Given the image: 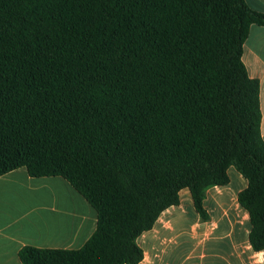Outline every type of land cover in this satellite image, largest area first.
Instances as JSON below:
<instances>
[{"label":"trees","instance_id":"16d2710c","mask_svg":"<svg viewBox=\"0 0 264 264\" xmlns=\"http://www.w3.org/2000/svg\"><path fill=\"white\" fill-rule=\"evenodd\" d=\"M264 13L244 0H0V176L64 178L95 209L79 248L22 264H136V238L188 189L237 196L264 249L259 82L242 61Z\"/></svg>","mask_w":264,"mask_h":264},{"label":"crops","instance_id":"0c3cea01","mask_svg":"<svg viewBox=\"0 0 264 264\" xmlns=\"http://www.w3.org/2000/svg\"><path fill=\"white\" fill-rule=\"evenodd\" d=\"M264 13V0H244ZM242 61L259 82L260 130L264 141V26L251 24ZM228 182L205 189L202 218L188 189L165 208L136 243V264H264V249L249 243V217L237 200L247 179L234 167ZM96 228L95 209L64 178L32 177L20 167L0 176V264H22L23 246L76 249Z\"/></svg>","mask_w":264,"mask_h":264}]
</instances>
